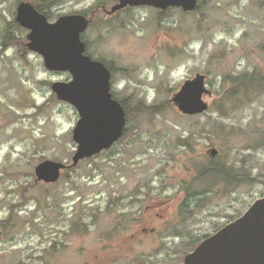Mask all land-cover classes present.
<instances>
[{
    "label": "rangeland",
    "instance_id": "obj_1",
    "mask_svg": "<svg viewBox=\"0 0 264 264\" xmlns=\"http://www.w3.org/2000/svg\"><path fill=\"white\" fill-rule=\"evenodd\" d=\"M23 1L0 0V264H184L264 197V0L112 15L101 7L117 0L54 6L50 22L91 18L81 35L86 54L111 67L110 92L126 122L109 150L53 184L36 182L34 169L45 160L72 164L79 116L51 90L70 74L46 70L26 47L28 31L10 26ZM198 73L209 109L184 116L171 98ZM134 196L130 213L125 201ZM147 205L162 206L160 217Z\"/></svg>",
    "mask_w": 264,
    "mask_h": 264
},
{
    "label": "water",
    "instance_id": "obj_2",
    "mask_svg": "<svg viewBox=\"0 0 264 264\" xmlns=\"http://www.w3.org/2000/svg\"><path fill=\"white\" fill-rule=\"evenodd\" d=\"M198 0H117L107 15L128 7H152L159 11L178 8L183 12L195 10ZM15 22L28 31L26 47L42 57L46 70L68 72L71 80L55 82L51 90L59 101L70 104L79 116L72 132L76 151L72 164L45 160L34 169L36 182L53 184L60 172L76 166L81 160L110 149L122 136L125 110L110 92V71L85 54L81 35L89 26V19L81 14L63 15L50 22L30 2L17 6ZM204 74L186 80L171 98L180 114L195 116L206 112L205 97L211 91ZM218 151L211 149L215 157ZM184 264H264V197L256 200L237 219L227 223L202 240L186 255Z\"/></svg>",
    "mask_w": 264,
    "mask_h": 264
},
{
    "label": "trees",
    "instance_id": "obj_3",
    "mask_svg": "<svg viewBox=\"0 0 264 264\" xmlns=\"http://www.w3.org/2000/svg\"><path fill=\"white\" fill-rule=\"evenodd\" d=\"M20 1H23V0H20ZM24 1L30 2L38 12L44 14L49 19L50 18V12L49 11L54 6H56L57 4L65 1V0H24ZM128 8H130V7H128ZM128 8H126V9H128ZM198 8H199V5L197 4V6H196V8H195L194 11H197ZM126 9H123V10H126ZM166 11H161V12H166ZM88 19H89V22L91 23V18H88ZM90 23H89V25H90ZM10 26H12V27H14L16 29L19 28L18 25L15 22L12 23V24L10 23ZM11 38H12L11 32L7 29L6 32H5V34H4V36H3V40L5 42L3 45L5 46L6 45V42L8 40H10ZM123 105H124V103H123ZM127 116H128V112L126 110V117ZM229 171H227L226 169H220V172H224L225 175H227V176H230L231 175V171H230V173H229ZM207 172L209 173V172H211V170L209 168H207V171H203L202 174H205L206 175V174H208ZM220 172H219V174H220ZM217 173H218V171H217Z\"/></svg>",
    "mask_w": 264,
    "mask_h": 264
},
{
    "label": "flooded vegetation",
    "instance_id": "obj_4",
    "mask_svg": "<svg viewBox=\"0 0 264 264\" xmlns=\"http://www.w3.org/2000/svg\"><path fill=\"white\" fill-rule=\"evenodd\" d=\"M103 8L104 7H101V10L103 11V12H105L104 10H103ZM98 9H96V11H97ZM92 15H94V13L92 14ZM81 39H82V36H81ZM85 43V42H84ZM86 45V44H85ZM85 54H86V50H85ZM87 55V54H86ZM89 56V55H88ZM92 60H95V59H93L91 56H89ZM103 63V62H102ZM105 66H106V68L110 71V74H111V76H112V73H111V67H109L107 64H105V63H103ZM109 150V149H108ZM104 151H107V150H104ZM104 151H102V152H104ZM65 170L66 169H64V170H62L61 172H60V176H59V178L60 177H62L63 176V174H64V172H65ZM59 180V179H58ZM138 197L137 196H134L131 200L130 199H128V200H126L125 201V208L127 209V211L128 212H130V213H133L134 212V206H135V204H137V202H139V200L137 199ZM162 206H160V205H147V206H145V209H146V212H149V214L150 215H154V217H156V218H159L160 216V214H158V213H155V211H157V210H160V208H161ZM161 210H163V209H161ZM163 212H165V210L163 211ZM130 213H127V215H130ZM141 231L142 232H148V230L146 229V228H143V229H141ZM149 232L150 233H152V232H154V229H150L149 230Z\"/></svg>",
    "mask_w": 264,
    "mask_h": 264
}]
</instances>
